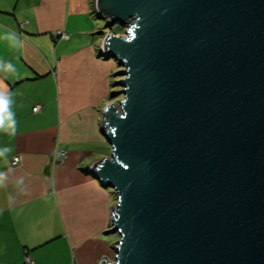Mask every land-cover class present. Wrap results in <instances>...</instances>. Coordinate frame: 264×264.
Listing matches in <instances>:
<instances>
[{
    "label": "water",
    "instance_id": "water-1",
    "mask_svg": "<svg viewBox=\"0 0 264 264\" xmlns=\"http://www.w3.org/2000/svg\"><path fill=\"white\" fill-rule=\"evenodd\" d=\"M93 6L122 95L87 167L115 197L99 264H264V0Z\"/></svg>",
    "mask_w": 264,
    "mask_h": 264
},
{
    "label": "crops",
    "instance_id": "crops-1",
    "mask_svg": "<svg viewBox=\"0 0 264 264\" xmlns=\"http://www.w3.org/2000/svg\"><path fill=\"white\" fill-rule=\"evenodd\" d=\"M93 1L0 0V92L15 120L14 132L0 128V264H24L25 249L34 264L113 259L103 231L115 197L87 171L110 155L100 119L116 70L101 55Z\"/></svg>",
    "mask_w": 264,
    "mask_h": 264
},
{
    "label": "built area",
    "instance_id": "built-area-1",
    "mask_svg": "<svg viewBox=\"0 0 264 264\" xmlns=\"http://www.w3.org/2000/svg\"><path fill=\"white\" fill-rule=\"evenodd\" d=\"M93 4H95V0L93 1ZM123 34H121V35H123ZM53 35H54V38H56V39H61V40H68L69 39V35L66 32H64L63 30H56ZM39 110H40L39 105H35L32 108L33 113H36ZM65 158H66V150L60 149L54 153L52 160L54 163H61ZM18 162H19V157L14 156L12 158L11 164L17 165ZM24 264H34V262L31 259L29 251L26 249L24 250Z\"/></svg>",
    "mask_w": 264,
    "mask_h": 264
},
{
    "label": "rangeland",
    "instance_id": "rangeland-1",
    "mask_svg": "<svg viewBox=\"0 0 264 264\" xmlns=\"http://www.w3.org/2000/svg\"><path fill=\"white\" fill-rule=\"evenodd\" d=\"M94 14H95V12H94ZM96 15H92V21H93V23L92 24H94V26H96V28L97 29H99V28H103V26L106 24V21L104 20V19H98L97 17H95ZM91 21V22H92ZM127 27H123V28H121V30H120V27H119V23H116L115 25H113V28H112V33H114V34H117V35H120V34H123L124 33V31H125V29H126ZM97 38H99L98 36H97ZM118 70V66L116 65V70H115V72ZM112 78H113V81H117L118 79H119V77L118 76H112ZM120 89V86H117V85H115L114 86V91H118ZM109 96H110V94H109ZM122 98V95H120V96H117V97H114L113 99H111V100H109V101H112L114 104L118 101V100H120ZM112 194H114L113 193V190L111 189V188H107ZM115 199V198H114ZM115 204V203H114ZM114 204L112 205V206H114ZM109 238H111V239H114V240H117L118 239V235L117 234H108L107 235ZM114 242V241H113ZM112 242V243H113ZM111 255H113V250H112V254Z\"/></svg>",
    "mask_w": 264,
    "mask_h": 264
},
{
    "label": "clouds",
    "instance_id": "clouds-1",
    "mask_svg": "<svg viewBox=\"0 0 264 264\" xmlns=\"http://www.w3.org/2000/svg\"><path fill=\"white\" fill-rule=\"evenodd\" d=\"M22 47V42L20 44ZM9 97L8 92H0V128L10 129L15 131V120L10 119L11 113L8 110Z\"/></svg>",
    "mask_w": 264,
    "mask_h": 264
},
{
    "label": "trees",
    "instance_id": "trees-1",
    "mask_svg": "<svg viewBox=\"0 0 264 264\" xmlns=\"http://www.w3.org/2000/svg\"><path fill=\"white\" fill-rule=\"evenodd\" d=\"M120 30H121V28H120Z\"/></svg>",
    "mask_w": 264,
    "mask_h": 264
}]
</instances>
